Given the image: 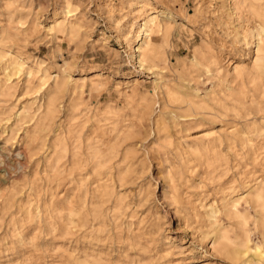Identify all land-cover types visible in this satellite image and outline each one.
Instances as JSON below:
<instances>
[{
  "label": "rangeland",
  "instance_id": "1",
  "mask_svg": "<svg viewBox=\"0 0 264 264\" xmlns=\"http://www.w3.org/2000/svg\"><path fill=\"white\" fill-rule=\"evenodd\" d=\"M236 6L230 0H0V54L25 62L16 72L0 56V264H230L206 237V211L264 174V130L262 136L248 132L253 123L264 126V111L249 96L241 112L212 99L227 84L237 92L234 65L250 68L256 56L251 34L263 20ZM158 11L170 13L160 19L171 29L166 37L154 34L161 57L142 66L140 28ZM57 19L64 27L56 33L49 28ZM195 51L202 56L199 67L191 66ZM136 78L140 82L131 85ZM94 79L101 83L93 86ZM169 90L184 100L170 99ZM199 93L207 104L190 111L187 97ZM50 99L54 112H47ZM235 127L252 137L253 149L231 144ZM212 131L217 152H194L190 145ZM61 136L69 150L59 162ZM89 144L111 155L98 172ZM207 157H214L213 166ZM104 181L114 193L101 205L95 188ZM119 198L125 208L114 210ZM71 207L81 210L79 222H71ZM251 229L252 242L261 243L260 231Z\"/></svg>",
  "mask_w": 264,
  "mask_h": 264
},
{
  "label": "bare ground",
  "instance_id": "2",
  "mask_svg": "<svg viewBox=\"0 0 264 264\" xmlns=\"http://www.w3.org/2000/svg\"><path fill=\"white\" fill-rule=\"evenodd\" d=\"M236 1V2H235ZM231 6H236L237 8L243 7L244 9L252 12L255 16L257 15L260 19L263 20L261 24L255 29H253L251 38L252 43L256 44V56L253 58L252 67L248 68L242 63H237L233 67L234 78L239 79L241 81V86L234 92L235 88L232 85L225 86L226 89L223 91L224 94L222 96L213 97V102H216L225 109H233L236 112H241L242 109L246 108V104L249 103L248 100L250 98V103L257 104L258 111H264V105L262 102H259L258 99L255 100V93L258 92L259 96L264 97V0H230ZM228 8V7H227ZM67 10V9H66ZM241 10V9H240ZM245 12V11H244ZM160 13L166 15V18H171L169 12L158 11L152 14H148L142 26L140 28L139 42L137 46V59L139 60L140 65L145 66L148 64H153L156 59L161 57V53L159 51V44L154 40V34L160 33L165 37L169 34L171 25L165 19L164 21L160 19ZM233 15H237L236 11L232 12ZM251 14V15H252ZM257 18V17H256ZM59 19V18H58ZM56 20V25L51 26L49 29L51 31L60 32L64 25H62L63 20ZM257 20V21H259ZM140 26V25H139ZM256 27V26H255ZM172 33V32H171ZM243 34V33H242ZM250 44V41L246 43ZM168 46V45H167ZM12 53V52H11ZM0 56L4 57L3 61L6 64V69L12 68L16 72H21L24 68V61L20 58L0 54ZM23 55H21L22 58ZM164 59V58H163ZM168 59V57H167ZM213 59V58H212ZM167 61V60H166ZM214 61V60H213ZM212 61V62H213ZM27 63V62H26ZM166 64V63H165ZM217 64V63H216ZM220 64V63H219ZM203 65L202 56L198 51L194 53V60L191 62V66L199 67ZM156 66V65H155ZM211 68V65H210ZM150 70V69H149ZM208 71H210L208 69ZM23 73V72H22ZM159 73V72H158ZM10 74V73H9ZM29 77H33L34 71L29 69L27 72ZM212 74V73H211ZM41 75V74H40ZM99 76V75H98ZM197 76V75H196ZM215 76V75H214ZM11 76H9L10 78ZM100 77V76H99ZM98 77V79H100ZM193 77V76H192ZM198 77V76H197ZM228 78V77H227ZM11 79V78H10ZM45 79V76L42 77ZM229 79V78H228ZM246 79L248 80L250 86H247ZM66 80V79H65ZM45 81V80H44ZM73 81V80H72ZM79 81V80H78ZM191 81V80H190ZM193 81V79H192ZM84 81L82 84L76 85V87H83L85 85ZM93 86L94 84L101 83V80H91ZM139 78L134 79L130 82L131 85L136 86L139 83ZM188 82V81H187ZM225 82V81H224ZM161 83V82H160ZM105 85V84H103ZM167 85V84H166ZM226 85V84H225ZM165 86V85H164ZM191 86V85H190ZM166 87V86H165ZM197 87V86H196ZM213 87V86H212ZM95 88V87H94ZM175 88V87H174ZM220 88V87H219ZM156 89V88H155ZM154 89V91H155ZM195 89V88H194ZM197 89V88H196ZM212 89V88H211ZM214 89V88H213ZM153 91V92H154ZM176 91V90H175ZM199 92L198 90H196ZM170 99L174 101H183L184 96L181 93L172 92L171 90L167 91ZM210 92V91H209ZM55 93V92H54ZM156 93V92H154ZM186 93V92H185ZM218 94V93H216ZM249 94V95H248ZM199 94L196 95H188L187 103L188 109L204 107L207 104V101L200 97ZM205 95V94H204ZM207 96V95H206ZM249 96V98H248ZM208 97V96H207ZM209 98V97H208ZM143 100L144 106L147 104L148 98L144 96L141 98ZM165 99V98H164ZM210 99V98H209ZM232 104H231V103ZM210 103V102H209ZM185 105V107H186ZM184 106V105H183ZM208 106V105H207ZM211 106V104H210ZM174 107V106H173ZM176 107V106H175ZM217 107V108H218ZM220 107V108H221ZM180 108V107H179ZM215 108V109H217ZM56 109V103L54 99H50L47 106V112H54ZM147 109V108H146ZM208 109V108H207ZM224 109V110H225ZM38 110V109H37ZM40 110V109H39ZM38 110V111H39ZM198 110V109H197ZM248 110V109H247ZM250 110V109H249ZM100 111V110H99ZM183 111V110H182ZM189 111V112H190ZM208 111V110H207ZM222 111V110H221ZM147 112V111H146ZM167 112V111H166ZM181 112V111H180ZM196 112V111H194ZM214 112V111H212ZM256 112V111H255ZM32 113V112H31ZM141 113V112H140ZM219 113V112H218ZM221 113V112H220ZM246 113V112H245ZM47 114V113H46ZM166 114V113H165ZM171 114V113H170ZM199 114V113H198ZM242 114V113H241ZM147 115V114H146ZM181 115V114H180ZM220 115V114H219ZM231 115V114H229ZM161 116V115H160ZM184 116V115H183ZM199 116V115H198ZM233 116V115H232ZM240 116V115H239ZM10 117V116H9ZM32 117V116H31ZM44 117V116H43ZM185 117V116H184ZM187 117V116H186ZM190 117V116H189ZM192 117V115H191ZM194 117V116H193ZM234 117V116H233ZM245 117V116H244ZM176 118V117H175ZM180 118V117H179ZM201 118V117H200ZM215 118V117H212ZM224 118V117H223ZM236 119V117H235ZM254 120V119H253ZM30 122V121H29ZM53 122V121H52ZM249 122V121H248ZM254 122V121H253ZM258 122V121H257ZM6 124V123H5ZM198 124V122H197ZM251 124V123H250ZM249 125V124H248ZM91 126V125H90ZM201 128V127H200ZM203 128V127H202ZM240 128V127H239ZM242 128V127H241ZM6 129V128H5ZM84 129V127H83ZM161 129V127H160ZM162 129H164L162 127ZM188 129V128H187ZM231 129V128H230ZM209 130V129H208ZM211 130V129H210ZM264 126H257L255 123L248 126V132H256L260 136L263 135ZM207 131V129H206ZM205 131V132H206ZM224 131V130H223ZM31 132V131H30ZM64 132V131H63ZM161 132V131H160ZM170 132V131H169ZM217 132V131H216ZM241 132V131H239ZM243 132V131H242ZM255 133V134H256ZM57 134V133H56ZM203 134V133H202ZM231 134V144L234 146L241 143L242 147H250L253 149L255 143L246 133L243 136H240L238 133V128L235 127ZM31 135V134H30ZM38 135V134H37ZM220 135V134H219ZM55 137V136H54ZM173 137V136H172ZM32 139L34 138L31 137ZM30 138V139H31ZM57 139V138H56ZM81 136L76 138V142L74 144V152L73 157L76 158L74 161L76 164L79 162V159L82 157V144L83 142ZM84 139V138H83ZM87 139V138H86ZM36 140V139H35ZM59 144L56 147V154L58 155L59 162L63 159L65 155H67L69 150V145L66 142V138L59 137ZM219 141V137L216 136L214 131L207 132L204 136L199 139L196 144L190 145L191 148L199 155H203L204 152L213 151L216 153L217 151L214 149L216 147V141ZM264 140V139H263ZM108 141V140H107ZM25 142V141H24ZM57 142V141H56ZM55 142V143H56ZM189 142V141H188ZM229 142V141H228ZM18 143V142H17ZM109 143V142H108ZM220 143V142H218ZM230 143V142H229ZM264 143V142H263ZM39 144V143H38ZM47 146V144H45ZM218 146V145H217ZM31 147V146H30ZM40 147V146H38ZM49 147V146H48ZM53 147V146H52ZM55 147V146H54ZM220 147V146H218ZM217 147V148H218ZM233 147V146H232ZM4 148V147H3ZM32 148V147H31ZM50 148V147H49ZM258 148V147H257ZM233 149V148H232ZM27 150V149H26ZM221 150V148H220ZM228 150V149H226ZM242 151V150H241ZM22 152V151H21ZM230 152V151H229ZM25 153V152H24ZM120 153V152H119ZM118 153V154H119ZM166 153V152H165ZM244 153V152H243ZM20 154V153H19ZM255 154V152H254ZM89 155L92 159V162L95 166V170L98 172L99 168H103V166L111 159V155L107 157L102 153V149L99 144H89ZM244 155V154H243ZM119 156V155H118ZM229 156V155H228ZM54 157V156H53ZM89 157V156H88ZM237 157V156H236ZM243 157V156H242ZM79 158V159H78ZM108 158V159H107ZM208 158V157H207ZM53 159V158H52ZM181 159V158H180ZM253 159V158H252ZM255 160L258 159V155H255ZM2 160V159H1ZM71 160V159H70ZM114 160V159H113ZM189 160V159H188ZM210 166L214 165L215 159L214 157L208 158ZM217 160V159H216ZM248 160V159H247ZM1 162V161H0ZM40 162V161H39ZM57 162V161H56ZM70 162V161H69ZM73 163V162H72ZM88 163V162H87ZM67 164V163H66ZM247 164V163H246ZM264 164V163H263ZM56 165V164H55ZM75 165V164H74ZM67 166V165H66ZM76 166V165H75ZM79 167V166H78ZM190 167V166H189ZM230 167V165H229ZM243 168V167H242ZM80 169V168H79ZM111 169V168H110ZM229 169V168H228ZM263 169V168H262ZM7 170V169H6ZM82 170V169H81ZM135 170V169H134ZM110 172V171H109ZM140 172V170H139ZM170 172V171H169ZM42 173H44L42 171ZM51 173V172H50ZM89 174V173H88ZM209 174V173H208ZM250 174V173H249ZM96 175V173H95ZM211 175V174H210ZM239 175V174H238ZM33 177V176H32ZM47 177V176H46ZM118 177V176H117ZM215 177V176H214ZM218 177H220L218 175ZM43 178V175H42ZM216 178V177H215ZM114 179V178H113ZM171 179V178H170ZM233 179V178H232ZM231 181H234V179ZM172 180V179H171ZM170 180V181H171ZM238 180V179H237ZM130 182V181H129ZM248 182V181H247ZM248 185V189L243 192L239 190H235L231 192L229 197L224 198L221 205H218L215 201L208 206L207 216L209 218V222H211L210 227L211 231L206 234V237H210L212 239L213 247L218 249L220 253L225 257L226 260L230 261V264H264V174L262 176L254 178ZM29 184V183H28ZM77 184V182H76ZM84 184V183H83ZM44 185V184H43ZM129 185V184H128ZM88 184L80 189L79 198H86L89 192ZM29 187V185H28ZM97 190L100 189V196L102 197V203L108 200H112V196L114 193L113 187L107 182L104 181L96 185ZM91 190V189H90ZM120 190V189H119ZM9 191V190H8ZM34 191V190H33ZM121 191V190H120ZM69 192V190H68ZM13 193V192H12ZM11 193V195H12ZM38 194V193H37ZM71 194V193H70ZM36 195V194H35ZM72 195V194H71ZM13 196V195H12ZM68 196V195H67ZM146 196V195H145ZM28 197V196H27ZM37 197V196H36ZM70 197V196H68ZM104 197V198H103ZM115 197V196H114ZM39 198V197H38ZM1 199V198H0ZM13 199V198H12ZM65 199V198H64ZM67 199V197H66ZM69 199V198H68ZM14 200V199H13ZM40 200V199H39ZM79 200V199H78ZM83 200V199H82ZM214 200V199H213ZM219 200V199H218ZM38 201V200H37ZM203 201V200H202ZM113 202V201H112ZM29 203V202H28ZM40 203V202H39ZM38 203V204H39ZM82 203V202H81ZM85 204V202H83ZM140 203V202H139ZM208 203V202H207ZM130 204V203H129ZM134 204V203H133ZM245 204V205H244ZM135 205V204H134ZM140 205V204H139ZM244 205L243 209L241 208ZM5 206V205H4ZM3 206V207H4ZM8 206V203H7ZM123 206V199L119 198L113 202L114 210L121 209ZM126 206V205H125ZM200 206V205H199ZM198 206V207H199ZM87 207V206H86ZM85 207V208H86ZM94 207V206H93ZM133 207V206H132ZM197 207V208H198ZM11 208V207H10ZM61 208V207H60ZM110 208V207H109ZM125 208V207H123ZM122 208V209H123ZM9 209V208H8ZM132 209V208H131ZM15 210V209H14ZM93 210V209H91ZM96 213L100 212V207L95 209ZM129 210V209H128ZM131 211V210H130ZM5 212V211H4ZM11 212V211H10ZM23 212V211H22ZM205 212V211H204ZM3 213V211H2ZM13 213V212H12ZM11 213V214H12ZM15 213H17L15 211ZM29 213V212H28ZM39 213V212H38ZM69 215L72 218L71 222L76 223L79 220H76L81 214V210L75 207H71L69 210ZM119 213V212H118ZM22 214V213H21ZM121 214V213H120ZM129 214V213H128ZM5 215V214H4ZM13 215V214H12ZM40 215V214H39ZM108 215V214H107ZM7 216V215H6ZM34 216V215H33ZM111 216V215H110ZM221 216H224L221 219ZM75 217V218H74ZM102 217V216H101ZM109 218V217H108ZM106 219V218H105ZM14 220V219H13ZM39 220V219H38ZM63 221V219H62ZM87 221V219H86ZM110 221V220H109ZM64 222V221H63ZM103 222V221H102ZM108 222V221H107ZM142 222V221H141ZM69 223V222H68ZM9 224V223H8ZM17 224V223H16ZM252 224L255 227V230L260 231V239L261 243L255 241L252 242V234L253 230L251 229ZM13 225V224H12ZM114 225V224H113ZM64 227V226H63ZM42 228V227H41ZM68 228V227H67ZM74 227H72L73 229ZM15 230V229H14ZM53 230V229H52ZM68 230V229H67ZM143 230V229H141ZM152 231V230H151ZM67 232V231H66ZM65 232V233H66ZM68 233V232H67ZM114 234V232H112ZM164 233V231H163ZM12 234V233H11ZM34 234V233H33ZM148 234V233H147ZM203 234V233H202ZM73 235V234H72ZM30 236V235H29ZM150 237V236H149ZM35 238V237H34ZM38 238V237H37ZM109 238V237H108ZM8 239V238H7ZM151 239V238H150ZM210 239V240H211ZM31 240V239H30ZM38 240V239H37ZM36 240V241H37ZM109 240V239H108ZM170 240V239H169ZM12 241V240H11ZM141 241V240H140ZM152 241V240H151ZM122 243V242H121ZM138 243V242H137ZM169 244V243H168ZM173 244V243H172ZM75 246V245H74ZM124 246V245H123ZM140 246V245H139ZM89 248V247H88ZM136 248V247H135ZM170 248V247H169ZM130 249V248H129ZM61 251V250H60ZM130 253V252H129ZM136 254V253H135ZM139 255V254H138ZM152 257V256H151ZM113 259V258H112ZM110 260V259H109ZM151 260V259H150ZM130 262V261H129ZM204 263V262H203ZM213 263V262H212ZM210 264V263H205ZM224 264V263H223Z\"/></svg>",
  "mask_w": 264,
  "mask_h": 264
}]
</instances>
